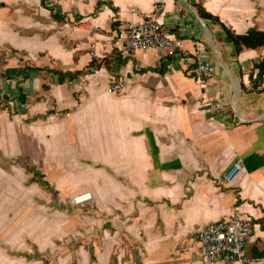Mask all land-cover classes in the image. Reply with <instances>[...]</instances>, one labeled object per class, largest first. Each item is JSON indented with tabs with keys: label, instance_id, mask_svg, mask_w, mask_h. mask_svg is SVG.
Instances as JSON below:
<instances>
[{
	"label": "crops",
	"instance_id": "obj_1",
	"mask_svg": "<svg viewBox=\"0 0 264 264\" xmlns=\"http://www.w3.org/2000/svg\"><path fill=\"white\" fill-rule=\"evenodd\" d=\"M160 5L183 50L123 55L126 22ZM250 29L264 32V0H0V264H33L65 226L78 243L58 264H182L232 214L253 226L243 261L206 264H264V45L228 35Z\"/></svg>",
	"mask_w": 264,
	"mask_h": 264
},
{
	"label": "built area",
	"instance_id": "obj_2",
	"mask_svg": "<svg viewBox=\"0 0 264 264\" xmlns=\"http://www.w3.org/2000/svg\"><path fill=\"white\" fill-rule=\"evenodd\" d=\"M156 6L150 16L141 21H128L123 29L121 53L132 56L138 51L159 50L164 56L173 57L183 50V43L172 33L165 30L157 19ZM214 69L208 62L199 60L193 75L196 80H206L213 76ZM123 88V81L113 80L107 88L108 92H118ZM239 162H234L225 173L226 180H232L238 173ZM92 200L90 192L74 196L71 205H81ZM253 226L249 219L232 214L227 218L209 222L196 232L198 259L182 264H206L214 262L230 263L243 261V251L248 242Z\"/></svg>",
	"mask_w": 264,
	"mask_h": 264
},
{
	"label": "rangeland",
	"instance_id": "obj_3",
	"mask_svg": "<svg viewBox=\"0 0 264 264\" xmlns=\"http://www.w3.org/2000/svg\"><path fill=\"white\" fill-rule=\"evenodd\" d=\"M69 209L72 210L71 205ZM42 230L43 228L41 224L35 225L33 229V236L35 235L42 236L43 235L42 232L45 233V230L44 231ZM68 230L69 228L65 226V235L64 236L61 235L60 238H58V240L60 241V247H58V245H55L52 246L51 248H45L39 250L38 247L35 246V244H33L31 250L27 251V253L24 254L25 255L24 259L27 260V262H31L33 264H58L61 255H63L64 252H67L68 250H72L74 245L78 243L77 239L73 236L72 232ZM55 232L56 230L54 229V233ZM43 236H46V234H44ZM83 240L84 239L82 238V241ZM43 243L44 242H42V244ZM18 253L23 254L19 249H18Z\"/></svg>",
	"mask_w": 264,
	"mask_h": 264
},
{
	"label": "trees",
	"instance_id": "obj_4",
	"mask_svg": "<svg viewBox=\"0 0 264 264\" xmlns=\"http://www.w3.org/2000/svg\"><path fill=\"white\" fill-rule=\"evenodd\" d=\"M98 4H99V2H98ZM195 6H196L197 11L201 17H203V18L211 17L210 14L203 12L199 5H195ZM53 17L56 18L57 16L55 14H53ZM228 35L234 41L237 50H239L241 48V46H245L248 48H256V47L264 45V32H262V31L250 29L246 34H243V35H235V34H231L229 32H228ZM90 65L94 66V63L91 62ZM255 67L258 69V72L256 74L255 79L257 81H261L263 78V75H264V56H263V59L258 64H256ZM56 73L59 74L58 81L60 83H62L64 81L65 77L68 78V80H71V79L75 78L77 75H80L84 72L82 70V71H78L76 73H67V72L62 73V72H57V71H56ZM253 84H255V82Z\"/></svg>",
	"mask_w": 264,
	"mask_h": 264
}]
</instances>
